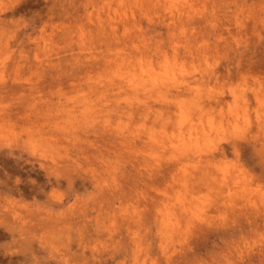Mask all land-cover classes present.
<instances>
[{"label":"rangeland","instance_id":"obj_1","mask_svg":"<svg viewBox=\"0 0 264 264\" xmlns=\"http://www.w3.org/2000/svg\"><path fill=\"white\" fill-rule=\"evenodd\" d=\"M199 5L204 13L185 29L208 56L195 53L182 61L205 73L214 69L202 78L207 83L199 84L214 86L228 99L230 89L248 88L255 108L251 90L264 94V0H200ZM107 11L103 0H0V108L10 114L9 120L0 116V264H137L136 257L140 264H264V149L254 148V130L236 138L237 149L230 133L219 140L207 166L236 176L219 194L216 185L199 179L187 181L188 187L176 176L171 180L174 166L146 141L149 130L128 142L100 124L75 128L77 138L70 125L48 134L36 131L57 109L66 114L68 102L81 107L84 94L102 106L105 89L89 87L88 69L93 68L92 80L100 79L106 60L130 38L126 35L147 57L160 45L173 58V39L184 43V28L164 20L161 12L151 21L137 14L136 24L118 23L117 39L109 37ZM99 20L104 28L97 27ZM195 76L200 80L199 73ZM112 98L107 102L112 126L141 122L135 112L127 113L132 118L115 114ZM148 119L149 126L160 127L161 120ZM169 184L174 187L168 190ZM165 191L170 202L179 192L200 198L208 217L205 224L193 223L184 235L176 234L181 240L168 249L160 244L158 219ZM246 195L253 200L244 201ZM31 215L61 218L48 227L32 221L42 244L27 245V239L10 235V225L17 233L26 230L19 220Z\"/></svg>","mask_w":264,"mask_h":264},{"label":"bare ground","instance_id":"obj_2","mask_svg":"<svg viewBox=\"0 0 264 264\" xmlns=\"http://www.w3.org/2000/svg\"><path fill=\"white\" fill-rule=\"evenodd\" d=\"M103 1L107 4V14L110 19V29L108 30L109 37L117 39L118 23H122L124 27L133 23L136 24L137 14L151 21L153 19L152 14L161 12L164 16V20L165 18L169 19V22L174 24L177 28H184L183 31L186 32L184 43L180 44L178 41H175L174 44L175 38L173 39V58L169 55V51L165 47L159 45L155 51L157 55L156 59L159 60H155V54H152L150 56L151 58L144 54L140 55L142 45L140 46V44L134 42L135 39L132 36L126 35V37L130 38L124 39L123 48L120 49L116 47L119 50L115 53L116 57L114 59L110 58L106 60L105 70L100 79L97 81L92 80L93 76L90 71H92L93 68L88 69L89 72L86 78L88 79L89 87L105 89L101 93L104 97L101 99V102H99L102 106L96 107L98 104L97 102L92 103L85 100L86 95L84 94L85 92H83L84 97L79 101H83L81 107H79V103H77L76 100L68 103L66 102V105L70 106L66 109V114L63 113V109H57V115L54 116V118L48 117L46 121H40L39 125L41 127L37 128L36 131L40 134L44 132L48 134V132H52V128H56L57 130L66 129L70 125L69 132L73 130L71 133L76 136L77 132L75 128L81 127L82 129L86 128L91 130L94 129V126L100 124L114 135L118 133L120 135L119 140L128 142L129 140H127V138H141L144 136L143 132L149 130L146 141L150 143L151 148L159 149L162 156L167 157L168 161H170V166H174L175 172L171 174V180L174 181L177 177L181 183L187 186V181L199 179L202 180V184L208 186H212L213 184L214 186L216 185L218 189L217 194L225 190L227 191L229 185L236 181V176L229 175L220 168H215V170L212 171L210 169L211 167H209V165L207 166V163L212 156L215 155V150L219 146V140L227 133H230L232 137L234 136L231 140V145L237 149L239 142L236 138L243 137L244 134L254 130L255 133L251 135L253 137L252 144L254 148L264 149V94L262 95L260 91L255 89L251 90L254 95V101H256L255 108L251 107V100L248 97V88H244L245 90L243 89L244 91L241 93L236 89H230L231 95L230 99H228L224 95V92H219L212 88L214 86L199 84L202 82L207 83V80L202 81V78L207 76L206 73H208V75L214 74V69L207 70L205 73L204 70L198 71V66L194 65V67H192V65L187 64V61H182V56L194 57L195 53L202 55L203 58L208 56L205 53L207 51L202 49V46L198 45V43L194 41V38H192V35H189L185 29V25L191 27L192 24L196 22L195 19L197 16L204 13L199 7L200 0ZM97 27L104 28V23L99 20ZM125 47L127 51H123ZM130 48H132V50H130ZM182 52L183 54H181ZM179 53L182 57L181 60L178 57ZM197 73H199L201 81L197 80L195 76ZM106 90L112 93H106ZM109 97H114L112 98L113 102L110 106L114 104L113 109L116 111L115 114L118 116L120 115V117L132 118L129 117L130 114L127 113L135 112L137 116H139V119H142L140 120L141 122L133 126L127 122L124 123L121 121L116 126H112L111 122H109L112 110L109 109L107 103L109 102ZM104 103H107L106 106ZM156 103L160 104L159 108L155 107ZM207 106H209L210 109H215L216 112H208ZM3 109L4 108H0V116H2V118L6 116V119L9 120L10 114L7 112V115ZM77 110H79L80 117H77ZM105 110H108V112L104 114L103 111ZM63 116L64 122L62 123L61 119ZM149 117H153V122L161 120L160 127H155L154 124L149 126L147 123ZM144 120L146 121L143 122ZM77 121L80 122V126H78L79 124H77ZM142 123L144 124L142 125ZM8 126H11V123H9ZM43 127L49 128L46 131L44 128L43 131ZM154 129H157L159 134L156 133ZM157 155H159V153H157ZM155 159L157 160V158ZM159 159L158 160L161 161V158ZM181 162L187 163L180 165ZM156 166L159 165L157 164ZM189 166H193L195 170L191 172ZM149 168H151L150 165ZM148 170L154 171L152 168ZM168 187L172 188L174 186H170L169 184L166 189ZM167 191H165V196L167 195L165 197L166 199L163 197L165 200L164 209L162 210L160 208L162 213L158 218L161 225L159 227L162 240L160 244L163 242L164 249H168L175 239L177 240L176 234L184 235L188 231L189 226L193 223L205 224L208 220L206 215L207 212L203 209L200 198L194 197L193 194L192 198L184 197L183 192H179V196L175 197V200L170 202L168 201L170 198H167ZM248 196L250 195H246L245 197ZM223 200H225V198H223ZM251 200H253V197H248L244 201L248 202ZM155 208H158V206ZM21 218L22 221L19 220V222H22V226L28 227L26 230L22 228L21 231L19 230L17 233L16 227L11 225L8 229L12 237L15 238L18 234L21 240L22 238L27 239V245H32V242L36 240L41 244L43 243V235H39L37 239L35 237L37 235L34 229L36 223H33V220L37 221L38 224H46V227H48L57 222L58 219H61L60 216L53 217L49 215L39 218L34 215ZM1 235L2 234H0V237ZM15 240H17V238H15ZM179 240L181 239L177 241ZM135 259L137 260V264H140L139 258L137 259L136 257ZM31 264L39 263L37 261H32ZM42 264L47 263L43 262Z\"/></svg>","mask_w":264,"mask_h":264}]
</instances>
